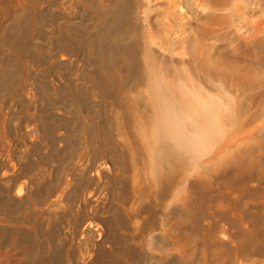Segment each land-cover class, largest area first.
Returning a JSON list of instances; mask_svg holds the SVG:
<instances>
[{
  "label": "bare ground",
  "instance_id": "bare-ground-1",
  "mask_svg": "<svg viewBox=\"0 0 264 264\" xmlns=\"http://www.w3.org/2000/svg\"><path fill=\"white\" fill-rule=\"evenodd\" d=\"M0 264H264V0H0Z\"/></svg>",
  "mask_w": 264,
  "mask_h": 264
},
{
  "label": "rangeland",
  "instance_id": "rangeland-1",
  "mask_svg": "<svg viewBox=\"0 0 264 264\" xmlns=\"http://www.w3.org/2000/svg\"><path fill=\"white\" fill-rule=\"evenodd\" d=\"M214 208H215V209H213V211H214L213 217H214L215 219H217V216H216L217 214H216V213H217V210H218V209H221V207H219V206H215V205H214ZM222 208H223V207H222Z\"/></svg>",
  "mask_w": 264,
  "mask_h": 264
}]
</instances>
